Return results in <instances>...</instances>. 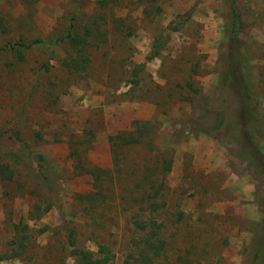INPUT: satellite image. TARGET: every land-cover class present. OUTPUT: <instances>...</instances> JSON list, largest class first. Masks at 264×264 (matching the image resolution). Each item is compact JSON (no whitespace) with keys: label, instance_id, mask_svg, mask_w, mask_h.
Instances as JSON below:
<instances>
[{"label":"rangeland","instance_id":"374dc122","mask_svg":"<svg viewBox=\"0 0 264 264\" xmlns=\"http://www.w3.org/2000/svg\"><path fill=\"white\" fill-rule=\"evenodd\" d=\"M261 142L264 0H0V264H264Z\"/></svg>","mask_w":264,"mask_h":264},{"label":"crops","instance_id":"0c3cea01","mask_svg":"<svg viewBox=\"0 0 264 264\" xmlns=\"http://www.w3.org/2000/svg\"><path fill=\"white\" fill-rule=\"evenodd\" d=\"M231 178L233 179V181L230 182ZM236 179L237 175L232 174L227 184L233 185V187L238 184L239 190H236L235 194L238 195V197H240L241 199L243 198L246 200H250L254 191V185L256 184L255 181L246 174H243L240 176V178H238L237 180Z\"/></svg>","mask_w":264,"mask_h":264},{"label":"trees","instance_id":"16d2710c","mask_svg":"<svg viewBox=\"0 0 264 264\" xmlns=\"http://www.w3.org/2000/svg\"><path fill=\"white\" fill-rule=\"evenodd\" d=\"M262 143H263V142L258 143L256 146L263 150L264 148H263V144H262ZM258 256L262 257L261 254H260V251H259V255H258ZM258 261H259V260H258Z\"/></svg>","mask_w":264,"mask_h":264}]
</instances>
